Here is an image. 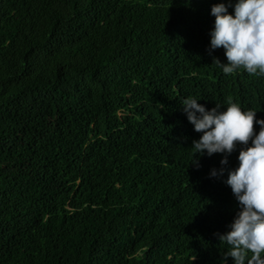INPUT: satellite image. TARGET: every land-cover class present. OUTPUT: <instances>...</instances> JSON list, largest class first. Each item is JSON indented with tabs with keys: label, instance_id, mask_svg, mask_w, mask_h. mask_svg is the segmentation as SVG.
Returning <instances> with one entry per match:
<instances>
[{
	"label": "trees",
	"instance_id": "trees-1",
	"mask_svg": "<svg viewBox=\"0 0 264 264\" xmlns=\"http://www.w3.org/2000/svg\"><path fill=\"white\" fill-rule=\"evenodd\" d=\"M218 2L0 0V264H232L239 145L189 163L180 108L264 119V75L212 63Z\"/></svg>",
	"mask_w": 264,
	"mask_h": 264
},
{
	"label": "clouds",
	"instance_id": "clouds-1",
	"mask_svg": "<svg viewBox=\"0 0 264 264\" xmlns=\"http://www.w3.org/2000/svg\"><path fill=\"white\" fill-rule=\"evenodd\" d=\"M210 15L214 20L207 49L222 47L226 58L221 62L212 57V63L224 74L242 68L250 75H264V0L214 3ZM197 101L193 96L180 101L187 121L200 133L191 142L189 163L198 167V156L220 153L219 163L226 165L228 156L239 145L237 164L227 169L223 179L237 201V211L227 225L228 230L214 235L228 246L224 257H231L232 264H264V119L235 102L228 101L221 110L218 104L206 109ZM254 119L259 126L255 132ZM224 172V167L213 168L209 175L223 176ZM221 264H227L226 259Z\"/></svg>",
	"mask_w": 264,
	"mask_h": 264
}]
</instances>
